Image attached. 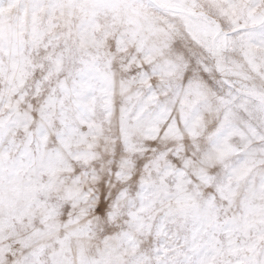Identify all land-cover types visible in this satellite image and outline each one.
Instances as JSON below:
<instances>
[{"label":"snow or ice","instance_id":"1","mask_svg":"<svg viewBox=\"0 0 264 264\" xmlns=\"http://www.w3.org/2000/svg\"><path fill=\"white\" fill-rule=\"evenodd\" d=\"M0 264H264V0H0Z\"/></svg>","mask_w":264,"mask_h":264}]
</instances>
